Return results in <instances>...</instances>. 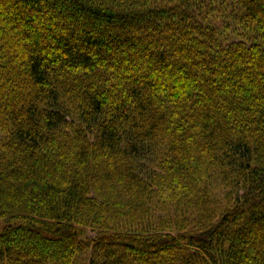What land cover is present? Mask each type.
<instances>
[{"label":"trees","instance_id":"trees-1","mask_svg":"<svg viewBox=\"0 0 264 264\" xmlns=\"http://www.w3.org/2000/svg\"><path fill=\"white\" fill-rule=\"evenodd\" d=\"M0 264H264V0H0Z\"/></svg>","mask_w":264,"mask_h":264}]
</instances>
